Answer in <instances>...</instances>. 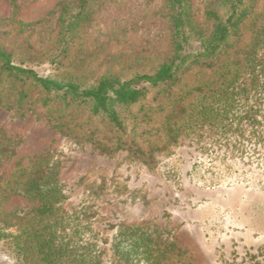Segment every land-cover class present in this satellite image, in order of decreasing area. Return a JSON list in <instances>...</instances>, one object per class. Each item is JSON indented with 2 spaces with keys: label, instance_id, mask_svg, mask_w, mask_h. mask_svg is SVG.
<instances>
[{
  "label": "rangeland",
  "instance_id": "1",
  "mask_svg": "<svg viewBox=\"0 0 264 264\" xmlns=\"http://www.w3.org/2000/svg\"><path fill=\"white\" fill-rule=\"evenodd\" d=\"M14 1L19 5L15 16L13 0H0L2 39L17 61L24 59V65L41 74L66 76L77 59L81 66L74 70L85 78L107 71L131 78L136 71H149V63L155 62L148 57H155L156 49H170L165 0H105L94 23L82 32V50H72L62 65H54L48 59L58 46L56 19L28 31H20L19 22L48 18L63 0ZM214 1L192 0L200 22ZM263 11L264 0H260L256 12ZM243 33L237 49L250 41L251 32ZM210 79H217L212 68L195 67L182 75L172 96L147 85L145 95L131 107L146 129L139 139L144 150L160 147L151 163L128 151L110 156L97 149L87 139L89 133L108 141L110 131L85 107L64 111L60 105L43 107L37 101L38 114L25 118L0 109V134L7 135L4 144L15 151L1 160L0 181L12 179L21 168L32 169L36 156L54 153L68 195L64 208L86 213L85 218L80 214L82 222H90L91 241L100 247L103 264H128L112 249L121 225L168 232L178 249L165 264H264V91L250 98L248 116L230 125L226 122L227 126L215 129L188 123L176 143H167L163 133L181 91ZM32 93L34 100L37 93ZM197 102L194 92L182 105L190 112L200 107ZM63 113L66 135L48 119ZM175 176L179 184L172 182ZM32 205L25 196L14 194L7 209L26 210Z\"/></svg>",
  "mask_w": 264,
  "mask_h": 264
},
{
  "label": "trees",
  "instance_id": "2",
  "mask_svg": "<svg viewBox=\"0 0 264 264\" xmlns=\"http://www.w3.org/2000/svg\"><path fill=\"white\" fill-rule=\"evenodd\" d=\"M259 1L215 0L214 6L204 10L205 20L200 22L192 0H165L170 49H156L155 57H148L149 62H155L149 63V71H136L131 78L112 71L85 78L74 70L81 66L77 59L66 76L41 74L24 65V59L17 61L0 30V109L25 118L38 114L34 107L37 101L43 107L60 105L64 111L85 107L110 131L108 141L89 133L87 139L97 149L110 156L128 151L134 158L151 163L154 151L160 147L144 150L139 139L144 138L146 129L131 110L145 95L147 85L170 97L182 75L195 67L212 68L217 77L191 86L185 93L181 91L167 115L163 131L167 143L178 142L188 123L190 127L200 122L201 127L218 129L248 116L250 98L264 91V11L256 12ZM13 3L15 16L19 5L14 0ZM104 3L105 0H63L48 18L36 23L19 22V30H33L35 25L56 19L58 46L48 60L60 66L72 50H82V32L94 23ZM246 29L251 32L250 41L237 49ZM33 91L37 93L34 100ZM194 92L200 107L188 112L182 103ZM64 115L48 119L66 135ZM6 139V134H0V162L15 152L4 144ZM33 161L32 169L21 168L12 179L0 181V264H103L100 247L91 241L94 232L90 222H82V212L64 208L68 195L59 179L57 156L47 151ZM172 182L179 184L180 179L175 176ZM14 194L25 196L32 207L8 211L7 204ZM112 249L128 264H165L178 247L168 232L156 227L121 225L113 237Z\"/></svg>",
  "mask_w": 264,
  "mask_h": 264
}]
</instances>
